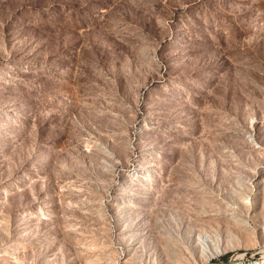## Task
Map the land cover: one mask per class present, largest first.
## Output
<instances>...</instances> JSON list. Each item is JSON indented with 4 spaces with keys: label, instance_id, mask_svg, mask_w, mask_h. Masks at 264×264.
<instances>
[{
    "label": "rangeland",
    "instance_id": "1",
    "mask_svg": "<svg viewBox=\"0 0 264 264\" xmlns=\"http://www.w3.org/2000/svg\"><path fill=\"white\" fill-rule=\"evenodd\" d=\"M264 0H0V264H264Z\"/></svg>",
    "mask_w": 264,
    "mask_h": 264
},
{
    "label": "bare ground",
    "instance_id": "2",
    "mask_svg": "<svg viewBox=\"0 0 264 264\" xmlns=\"http://www.w3.org/2000/svg\"><path fill=\"white\" fill-rule=\"evenodd\" d=\"M260 251L262 253H264V247L261 248ZM243 258H244V253L243 252H239L238 254H236V255H234L232 257L230 264H239L240 262H242Z\"/></svg>",
    "mask_w": 264,
    "mask_h": 264
}]
</instances>
